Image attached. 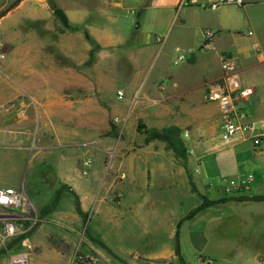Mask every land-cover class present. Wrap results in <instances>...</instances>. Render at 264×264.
<instances>
[{
  "label": "crops",
  "instance_id": "crops-1",
  "mask_svg": "<svg viewBox=\"0 0 264 264\" xmlns=\"http://www.w3.org/2000/svg\"><path fill=\"white\" fill-rule=\"evenodd\" d=\"M52 3L70 29L56 18ZM207 30L217 37L203 50ZM0 43V74H17L18 89L44 98L41 104L62 106L68 91L76 98L99 95L108 72L125 94L114 112L116 183L107 189L95 185L99 171L85 177L72 165L69 172L59 167L56 173L62 195H76L84 218L76 208L51 223L77 235L83 227V253L94 264H192L197 256V264H215L204 254L210 241L221 243L220 236L229 242L226 264H264L261 250L233 243L236 209L264 208V153L242 143L224 144L219 107L205 101L206 85L222 77L220 58L228 55L238 64L243 89L252 91L240 107L264 125V0L217 12L205 0H23L0 20ZM181 55L186 62L177 65ZM10 96L12 91H0L2 107ZM55 110L59 122H91V108H38L37 113L48 118ZM168 129L179 131L185 159L164 142L148 143V134ZM221 175L224 194L252 176L245 199L232 195L187 220L202 205L199 194L207 191L212 199V181ZM249 219L254 227L246 233L264 238V213ZM46 253L30 255V264H73L72 250Z\"/></svg>",
  "mask_w": 264,
  "mask_h": 264
},
{
  "label": "rangeland",
  "instance_id": "rangeland-1",
  "mask_svg": "<svg viewBox=\"0 0 264 264\" xmlns=\"http://www.w3.org/2000/svg\"><path fill=\"white\" fill-rule=\"evenodd\" d=\"M17 1L0 0V13L10 8ZM141 16L139 14L137 18L141 20ZM140 23L141 21L138 24ZM136 27L137 25H134L132 29ZM166 54L167 49L161 56ZM106 68L111 70L114 69V66H106ZM8 74H0V91L7 93L10 90L13 92V96L8 97L10 101L3 107L0 105V188L23 190L29 201V222H27L26 227L32 226L33 229L29 236L31 248L27 250V253H30L32 257H43L47 254L46 250L48 249L59 247L61 250H65L71 248L73 264L83 262L79 257L94 262L91 256H85L83 253L86 248V242L80 236L83 227L77 235L51 223L53 219L62 216L61 214L71 213L77 205L76 199L70 194L64 193L62 195L56 173H58L59 167L63 168L62 172H69L72 165L80 172L81 176L85 177L95 170L99 171L97 172L99 176L93 178L95 185L104 186L107 189L116 183L114 182L115 136L118 135L116 133L118 121L114 112L116 106L123 101H119L117 98L120 89L115 88L114 74L107 73L106 86L101 89L99 95L91 92L89 96L76 98L71 96L72 91H68L62 106L39 103L40 99L44 98L32 96L26 93V89H18L17 74ZM15 94L17 95L15 96ZM82 99L85 100L84 104L80 102ZM72 102L77 104L71 106ZM38 108H91V122L81 124V118L68 119V121L62 118L59 122L56 118L58 115L56 111L58 110L52 112L53 117L47 118L48 114L45 115L44 112L41 113L40 117V113H37ZM103 121L106 122V125H103ZM87 163L89 165H86ZM224 179L225 176L221 175L212 181L216 185L212 184V199L207 197V191L201 194L197 193L202 198V205L197 206L194 211L211 203H226L232 199L230 198L232 195L245 199L246 192L244 190L233 193L226 190L224 194V186L222 185ZM227 179L231 180L230 177ZM219 181L221 184H218ZM192 192H196L195 188H192ZM59 193L60 200L56 206L57 212H55L57 214L54 215L52 211L48 212V209L53 208L56 204ZM192 198L189 197L188 201H192L194 199ZM236 212L240 215L236 217L233 224L237 234V239L233 243L242 250L248 246L256 251L261 250L264 255V238L259 239L253 234L248 235L246 233V230L251 228L249 216L257 212L263 214L264 208H239L236 209ZM45 213L47 214L45 215ZM220 239H222L221 243L217 240L209 242L204 257L215 259L217 261L215 264H226L223 258L227 255L229 242H227V238L220 236ZM52 241H56V244H51ZM8 248L9 246L4 247L0 243V264L7 263ZM197 257L199 258V256ZM196 259H191V263L197 264Z\"/></svg>",
  "mask_w": 264,
  "mask_h": 264
},
{
  "label": "built area",
  "instance_id": "built-area-1",
  "mask_svg": "<svg viewBox=\"0 0 264 264\" xmlns=\"http://www.w3.org/2000/svg\"><path fill=\"white\" fill-rule=\"evenodd\" d=\"M205 4L210 11L217 12L223 8H244L245 0H205ZM204 36L203 50H209L217 32L207 30ZM186 59V56L181 55L176 64H182ZM3 60L0 43V62ZM220 61L222 77L206 85L205 101L219 107L221 141L226 145L246 144L254 152L264 153V125L252 120L249 112L240 107L242 101L250 98L252 91L243 89L238 76L239 67L233 58L223 55ZM117 98L124 101L125 94L119 91ZM252 182L253 177L249 176L240 185L228 187L226 190L229 193L248 190ZM29 213V201L23 190L0 188V243L4 247L9 246L6 264H29L30 253L27 250L31 248L29 234L33 229L32 226L26 227ZM86 261L94 264L92 260Z\"/></svg>",
  "mask_w": 264,
  "mask_h": 264
},
{
  "label": "trees",
  "instance_id": "trees-1",
  "mask_svg": "<svg viewBox=\"0 0 264 264\" xmlns=\"http://www.w3.org/2000/svg\"><path fill=\"white\" fill-rule=\"evenodd\" d=\"M23 0H18L16 3H14L10 8H8L7 10L3 11L0 13V20L3 19L6 15H8L11 11H13ZM52 7L54 10V14L56 16V18L60 21V23L67 29H70V25L68 22V19L66 17V15L59 9L56 8V6L52 3ZM85 38L86 40L93 45L92 40L90 38V36L85 33ZM139 131H141V128H139ZM148 143L152 142V141H161L164 142L168 145V147L175 152V154L177 156H179L181 159H185V149L184 146L182 145V143L180 142L179 139V131L177 129H168V130H163L161 132H152L150 134H148V138H147ZM63 190H68L70 191V189L66 186H63L62 188ZM73 193V192H72ZM74 198L76 199L77 205V212L79 213V215H81L84 218V215L81 211L80 208V204H79V200L76 197V195L73 193ZM58 200L56 202V204L53 206V208L48 209V212L53 211L54 209H56L57 204L59 203L60 200V193L58 194ZM243 199H241L242 201ZM248 201H252V200H248ZM253 201L255 202H260L259 199H254ZM222 202H217V203H211L209 205H204L203 207H201L200 209H198L197 211L193 212L188 218L192 219L195 215H197L198 213H200L201 211L208 209L210 206H214V205H220ZM47 212V213H48ZM45 213V215L47 214ZM86 218V217H85ZM31 234H29L30 236ZM51 244L55 245L56 241H52ZM56 249L61 250L59 247H56ZM71 248H67L65 250H62L63 253H70L71 252ZM79 259L83 260V262H78L77 264H93L90 263L89 261H86L85 258H81L79 257Z\"/></svg>",
  "mask_w": 264,
  "mask_h": 264
}]
</instances>
